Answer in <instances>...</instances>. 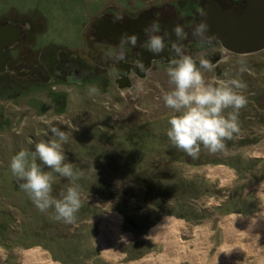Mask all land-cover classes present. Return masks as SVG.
<instances>
[{"label":"rangeland","instance_id":"obj_1","mask_svg":"<svg viewBox=\"0 0 264 264\" xmlns=\"http://www.w3.org/2000/svg\"><path fill=\"white\" fill-rule=\"evenodd\" d=\"M103 3L0 0V22L27 21L33 26L9 52L11 70L21 62L38 64L45 72L38 80L42 85L24 89L12 86L7 77L0 80V264H20V254L32 249L47 253L53 264H130L159 251L147 235L164 220L184 225L183 241H190L196 229L208 228L218 247L224 219L261 212L264 52L246 57L222 54L221 62H212L214 69L204 73L209 82L237 79L248 102L239 112L240 131L225 141V149L211 153L202 146L194 159L174 148L166 135L172 110L162 97L172 85L161 64H154L146 79L133 78V88L125 91L118 89L103 56L97 59L98 72L82 84L51 82L57 60L67 63L70 56L81 54L91 29L86 26ZM59 50L67 54L56 58ZM89 85L98 86L100 94L89 96ZM53 126L68 135L65 162L83 173L75 182L83 205L72 224L52 219L51 211L41 213L9 171L12 156L22 149L34 151L35 142L51 138ZM219 167L231 171L232 177H210L208 171ZM53 175L52 195L59 198L73 182ZM109 214L118 216L123 233L132 237L123 249L124 258L115 262L96 246L100 221Z\"/></svg>","mask_w":264,"mask_h":264},{"label":"clouds","instance_id":"obj_2","mask_svg":"<svg viewBox=\"0 0 264 264\" xmlns=\"http://www.w3.org/2000/svg\"><path fill=\"white\" fill-rule=\"evenodd\" d=\"M199 16L204 19L196 24L192 36L212 44L217 37L215 34H209L207 12L201 9ZM145 33L148 36L147 43L141 47L152 54L164 52L167 48L166 37L170 39V34L161 35L158 22H153L145 29ZM172 34L176 37L173 48L177 58L170 60L166 70L172 88L162 97L165 106L172 110L167 121L169 128L166 135L174 148L194 159L198 158L202 146L211 153L223 151L226 147L225 141L231 140L240 131L239 112L248 102L247 97L240 91L244 85L237 79L207 81L204 73L214 69L212 62L183 53V41L186 36L182 25H175ZM137 41L135 34L122 36L119 46L116 47L120 51H108L106 57L111 59L114 65L125 61L123 46L128 44L135 47ZM136 66L144 69L140 61ZM115 70L119 76L116 67ZM243 70L242 68L241 71ZM87 93L89 96L99 95L100 89L96 85H89ZM227 109L232 111L225 114ZM50 132V139L35 142L34 151L22 149L13 155L9 171L19 182V188L41 213L51 211L52 219L72 224L76 222L77 214L83 205L80 186L75 183L83 173L74 169L72 163L65 162L67 157L63 145L68 141L66 131L53 126ZM53 174L73 182L72 186L60 193L59 198L52 195L55 182Z\"/></svg>","mask_w":264,"mask_h":264},{"label":"flooded vegetation","instance_id":"obj_3","mask_svg":"<svg viewBox=\"0 0 264 264\" xmlns=\"http://www.w3.org/2000/svg\"><path fill=\"white\" fill-rule=\"evenodd\" d=\"M201 9L207 12V22L210 25L209 34H215L217 37L212 44L192 36V30L196 24L204 19V17L199 16ZM153 22L160 24L161 35L170 34V39L166 37L167 48L160 54L149 53L141 47L142 44L147 43L148 39L145 29L151 26ZM6 23L8 22H0V25ZM20 24L30 27L26 33V38L33 26L29 22ZM177 24L182 25L186 36L183 41L184 54L194 58L208 59L215 65L221 62L222 54L246 57L238 56L229 50L244 49L236 43L225 41L223 44L221 42L219 37L222 36L219 35V29L236 32L237 29L243 27H254L255 29L264 27V0H148L145 5L137 9H120L111 6L94 16L93 20L86 26L91 27L87 32L88 36L91 31V37L86 36L84 48L80 51L81 54L70 56L66 61L67 63H63V60L58 61L55 78H52L51 82H67L69 79L83 82L87 78H91L96 74L95 72H98L99 62L97 59L101 56L108 59L106 61L109 63L108 69L117 77L115 67L119 62L114 65V62L106 57V53L108 51H120L116 47L119 46L121 37L133 34L138 37L137 45L135 47L128 44L123 46L126 60L121 62L135 65L138 60H143L144 54H146L161 57L160 60L154 61L153 65L158 63L168 68L170 60L177 58L173 48L176 37L172 34V29ZM10 51L7 52V56ZM85 62L92 65V69L82 64ZM133 78H138V74L132 72L130 74L131 81Z\"/></svg>","mask_w":264,"mask_h":264},{"label":"bare ground","instance_id":"obj_4","mask_svg":"<svg viewBox=\"0 0 264 264\" xmlns=\"http://www.w3.org/2000/svg\"><path fill=\"white\" fill-rule=\"evenodd\" d=\"M208 174L225 180L233 175L222 167L212 168ZM260 191L261 212L246 219L237 216L224 219L220 223L222 234L218 247L211 241L208 228L196 229L190 241H183L184 225L164 220L147 235V239L159 246V251L130 264H264V186ZM121 227V219L114 214L106 215L100 221L96 246L108 261L122 260L124 247L132 241ZM19 263L53 264L50 256L38 249L21 253Z\"/></svg>","mask_w":264,"mask_h":264},{"label":"water","instance_id":"obj_5","mask_svg":"<svg viewBox=\"0 0 264 264\" xmlns=\"http://www.w3.org/2000/svg\"><path fill=\"white\" fill-rule=\"evenodd\" d=\"M29 26L25 24L6 23L0 25V76L10 74L9 58L7 52L14 49L26 36ZM235 31L219 29V37L221 42L236 43L242 50H231L238 56H250L264 51V27H243ZM226 46V45H225ZM228 48V47H226ZM161 57L144 54L143 60H138L143 63L144 69L132 64L119 62L116 68L119 71V76L115 80V84L121 91L130 90L133 88V83L130 79V74L133 72L138 74V78L144 80L147 78L148 72L151 70L154 61L160 60ZM137 61V63H138ZM67 83L82 84L81 81L69 79Z\"/></svg>","mask_w":264,"mask_h":264},{"label":"trees","instance_id":"obj_6","mask_svg":"<svg viewBox=\"0 0 264 264\" xmlns=\"http://www.w3.org/2000/svg\"><path fill=\"white\" fill-rule=\"evenodd\" d=\"M66 54H67L66 52L59 50V51H57L56 58L63 57ZM56 60H55V64H56ZM57 61H59V60H57ZM9 71L11 72V75L10 74L2 75V76H0V80L2 78L4 79L7 77L8 80L13 84L12 86L21 87V89H24L25 86L31 85V84L42 85V84L38 83L39 82L38 80L40 79V77L45 76V72H43V70L40 68V66L38 64L37 65H25V64L23 65V64H21V62H19L17 68H13L12 70L10 68ZM30 75H33L35 77H33V79L32 78L30 79L29 78ZM54 76H55V74H54ZM29 81H33L35 83H26ZM60 83H62V82H60ZM12 86H10V87H12Z\"/></svg>","mask_w":264,"mask_h":264},{"label":"crops","instance_id":"obj_7","mask_svg":"<svg viewBox=\"0 0 264 264\" xmlns=\"http://www.w3.org/2000/svg\"><path fill=\"white\" fill-rule=\"evenodd\" d=\"M103 1L104 3L100 11L98 12V14H100L102 11H104L105 9L111 6H114L115 8H120V9H137L145 5L148 0H128L129 3L127 5L118 4V2L116 3L111 2L112 0H103ZM24 22H27V21H24Z\"/></svg>","mask_w":264,"mask_h":264}]
</instances>
